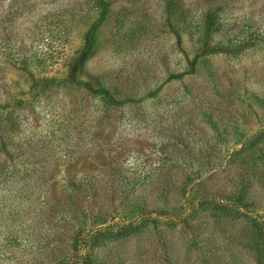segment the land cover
<instances>
[{
	"label": "trees",
	"instance_id": "16d2710c",
	"mask_svg": "<svg viewBox=\"0 0 264 264\" xmlns=\"http://www.w3.org/2000/svg\"><path fill=\"white\" fill-rule=\"evenodd\" d=\"M6 1L2 21L37 3ZM77 1L47 27V45L61 42L62 54L74 22L92 18L65 74L41 66L39 78L24 66L34 83L22 96L0 66V264H264V0ZM97 51L104 61L86 80L84 59ZM15 54L20 64L39 57L23 46ZM77 83L91 98L87 113L86 103L67 112V98L55 97ZM129 105L141 111L130 116L140 117L134 133L152 143L118 163L123 136L106 140L98 127ZM82 158L78 180L72 168ZM165 164L181 170L153 178ZM100 180L118 181L122 200L95 207ZM143 186L161 202L149 205L144 190L132 201ZM126 198L132 208L120 214Z\"/></svg>",
	"mask_w": 264,
	"mask_h": 264
},
{
	"label": "rangeland",
	"instance_id": "374dc122",
	"mask_svg": "<svg viewBox=\"0 0 264 264\" xmlns=\"http://www.w3.org/2000/svg\"><path fill=\"white\" fill-rule=\"evenodd\" d=\"M31 1L37 2V3L35 5L28 6L23 12H20L18 15L12 16L13 17V18L11 17L12 19H5L3 21L0 19V21H2L0 23V66L4 73L3 75L4 82L12 83L13 85V86L11 85L12 89H14L16 85L20 84L19 88H23V90H25L22 93H19V95H22V96H28L27 90H29V86L34 83V80H33L34 78L31 77L30 73L24 72V66L25 67L27 66L28 68H31L32 70H34L35 76L39 78L41 76L38 74L36 68H39L41 66L45 68H51L52 66L54 68L62 67L63 70L65 71L63 74H65L66 70L69 69L71 62L75 60V58H77L81 54V50L84 47V42H85V32L87 31V29L92 27V18L88 20L87 18L84 19L83 24H76V22H74L73 30L67 34L68 40H67V43L65 44L66 47H64L65 52L61 54L59 52L63 49V48L61 49V46L63 45L61 42H56L57 44H54V42H52L50 46H48L46 43V37L48 36L47 27H49L48 21L57 17V14L61 13L63 10H65V8H68L71 5L72 6L77 5L78 1L77 0H31ZM81 1L83 0H80V2ZM7 2L8 1L6 0H0L1 14L2 12H7V9H8ZM6 17H8V15ZM41 30H44V32L40 33ZM5 41H7V44H9V47L6 49L3 47V43ZM31 43H32V46H31ZM20 46H23V49L27 50L28 53H31V51L34 49L37 50L39 57L35 60L32 59L31 61H25L24 63L20 64L18 62L17 54H15L17 52L18 47ZM40 50L43 51L44 57L40 56ZM10 52H13L14 54L12 55L10 54ZM49 52H52V57H51V54H49ZM57 52H59V54H56ZM6 53L10 55H7ZM102 54L103 53H98L97 51L96 57H92V55H88L87 58L84 59L85 61L83 64L85 67L83 68L82 71H83V75L85 76L86 80H88L90 76L95 75L96 72L100 69L101 64L99 60H101L102 63L104 61L101 58ZM58 55L63 56V57L59 58ZM254 67H255V63L253 61L247 62V68H249V74L254 70ZM105 70L106 69L102 71H105ZM43 72L44 71L41 70L40 74H42ZM47 73L53 74L54 72L47 71ZM8 84H4L3 87ZM75 86L76 87H74L73 89L69 91H64L62 93L55 94V97L60 99L61 104H63L65 99L67 98L66 109H65L67 110V112H70L71 109L74 108V106L72 107V103L74 104V102H78V103L83 102L87 104L86 106L84 105V108H83L84 113L88 112V111L85 112L86 110L91 111L92 110V104L90 102L91 98L84 97L83 92L77 88V86L80 87L79 83L75 84ZM35 103H36L37 109L42 110L41 114H43V112H45L43 104L39 103L38 101H36ZM129 106H131L130 108H134V109L124 110L122 115H120V113H118L117 111L113 109L109 111L107 117H105L104 120L99 122V127H98V129L101 131L100 132L101 136L107 135L106 140L108 139L110 141V139L118 138V134H121L123 136L122 138H123V143H124V148H123L124 151L121 152V155H120V157L122 158H120V160L117 159L118 163H120L123 160V156L127 155L128 153L127 150L129 148L132 149L133 147L139 146L140 148H143L147 151L148 150L147 147L152 143L151 139H145L143 141L140 137H138L134 133V129L136 128L134 125V122L136 120H139L140 117H138L139 115H137L131 118L132 113H135L136 111L137 112H141V111H139L140 109L138 107L139 105L137 106L129 105ZM149 114H152V113H149ZM152 116H154V118L157 117V115L155 114ZM119 119H122L123 122L117 124ZM128 119H132L133 123H130ZM43 121H45V123L46 122L48 123L47 119ZM111 124H117L116 125L117 127L112 126ZM27 129L30 130V128H27ZM103 146L105 147L104 152L108 153L109 143L106 142ZM99 152H100V149H98V152L95 151L93 154L95 156V159H94L95 164L98 163L99 155H96V154ZM102 153L103 151L101 152V154ZM87 156L88 158L89 157L92 158V149L88 150ZM87 162L82 158L80 161H77L75 163V166H73L72 168L73 171L80 168L79 169L80 171L76 172V177L78 180H82L81 179L82 177L81 176V170H82L81 165L87 164ZM133 162L134 160L128 157L126 164L132 165ZM63 166L65 167V165ZM132 167H133L132 170H129L128 168H124L123 171H126L129 175H131V173L134 172L138 168V165H135ZM161 168L162 169L159 171L158 170L154 171L155 174L153 178L163 177L164 174L168 171V169H170L171 172L181 170L179 167L175 165L166 166V164ZM63 169L64 168H61L58 171V174L56 175V178H55L56 185H55V189L54 190L52 189V192H51L52 196H55V192H57L56 191L57 188H59V185L63 182V180L61 179L64 173ZM140 171H138V173ZM70 178H71L70 176H67V180H69L71 183ZM94 188L96 189L98 193L95 203L93 202L95 207L98 205H100L103 208H106L107 206H109L111 204V199H109L111 195H114L116 197V202H119L120 200H122L121 188L118 184V181L116 180H114L112 188L109 187V184L107 182H104L102 180H100L99 182L97 181L96 184H94ZM102 189L105 190V194L103 193ZM138 189L139 191H134L132 195L129 196L130 199L136 198L139 192L141 190H144L145 191L144 195L147 198L149 205H152L155 202H158V203L161 202L159 198L155 197L152 194L153 192H150L148 190V187L143 186ZM129 198H126L125 202L121 203L120 214L127 212L130 210V208H132V206H130V204L128 203ZM162 230L166 237H172V236L176 237L177 235H179V232L176 229L167 230L166 227H163ZM48 233L49 231H45L41 235V237ZM146 239H147L146 237L145 238L140 237L139 241L136 240V238L130 239L128 242H126V248L127 247L134 248V246L138 242H140L141 240L144 241ZM29 262L32 264H35V262L33 261H29ZM10 264H14V263L11 262Z\"/></svg>",
	"mask_w": 264,
	"mask_h": 264
}]
</instances>
